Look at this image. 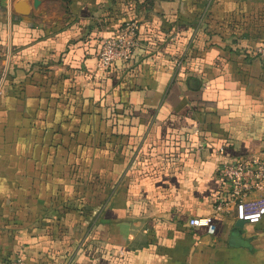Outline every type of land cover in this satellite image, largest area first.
<instances>
[{
    "label": "crops",
    "instance_id": "0c3cea01",
    "mask_svg": "<svg viewBox=\"0 0 264 264\" xmlns=\"http://www.w3.org/2000/svg\"><path fill=\"white\" fill-rule=\"evenodd\" d=\"M39 1L0 0V264H264V218L188 225L264 153V0Z\"/></svg>",
    "mask_w": 264,
    "mask_h": 264
},
{
    "label": "built area",
    "instance_id": "2783aa9c",
    "mask_svg": "<svg viewBox=\"0 0 264 264\" xmlns=\"http://www.w3.org/2000/svg\"><path fill=\"white\" fill-rule=\"evenodd\" d=\"M138 29L136 21H129L102 42L96 57L99 71L131 59L138 45ZM254 54L264 61V47L255 49ZM224 151L223 147L216 150L223 157L217 172L225 191L215 199L212 215L188 221L190 227H204L211 235L216 231L215 218L218 216H232L236 221L250 225L258 224L264 218V153L230 158L223 155ZM4 264L25 263L17 258Z\"/></svg>",
    "mask_w": 264,
    "mask_h": 264
},
{
    "label": "water",
    "instance_id": "95a60500",
    "mask_svg": "<svg viewBox=\"0 0 264 264\" xmlns=\"http://www.w3.org/2000/svg\"><path fill=\"white\" fill-rule=\"evenodd\" d=\"M39 3H40L39 0H34V7L37 6ZM15 10L18 14L26 15L30 12V6L25 1H21L16 4Z\"/></svg>",
    "mask_w": 264,
    "mask_h": 264
},
{
    "label": "trees",
    "instance_id": "16d2710c",
    "mask_svg": "<svg viewBox=\"0 0 264 264\" xmlns=\"http://www.w3.org/2000/svg\"><path fill=\"white\" fill-rule=\"evenodd\" d=\"M263 46H264V45H263ZM226 146H227V145H224V147H223V148H224V149H226V148H227Z\"/></svg>",
    "mask_w": 264,
    "mask_h": 264
},
{
    "label": "rangeland",
    "instance_id": "374dc122",
    "mask_svg": "<svg viewBox=\"0 0 264 264\" xmlns=\"http://www.w3.org/2000/svg\"><path fill=\"white\" fill-rule=\"evenodd\" d=\"M262 47H264V46H262Z\"/></svg>",
    "mask_w": 264,
    "mask_h": 264
}]
</instances>
